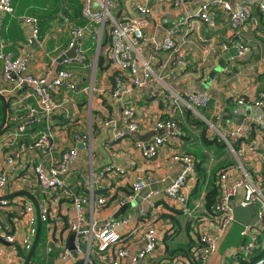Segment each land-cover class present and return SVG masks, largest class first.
<instances>
[{
	"label": "crops",
	"instance_id": "crops-1",
	"mask_svg": "<svg viewBox=\"0 0 264 264\" xmlns=\"http://www.w3.org/2000/svg\"><path fill=\"white\" fill-rule=\"evenodd\" d=\"M106 1L115 4L111 12L115 21L136 19L142 22L148 41L141 47L140 54L156 58L155 74L149 86L135 90L129 96L111 97L115 86V72L109 61L111 22L103 28L93 25L82 38L76 40L77 47L86 56L83 63H56L55 59L63 54L75 56L76 50L70 48L72 32L88 27L83 16L84 0H12L14 13L3 14L0 49L2 46L5 53L14 57L32 54L29 75L39 77L49 70L56 72L60 69H70L78 75L77 91L62 88L57 96L62 105L53 121L56 158L74 146V134H88L91 141L88 148L79 146V159L70 174L68 192H43L36 182L33 167L37 164L48 165L49 159L41 152L26 153L22 158L24 166L17 165L10 172L8 185L0 189V220L8 232H16L21 239L28 230L25 206L33 205L37 218L35 201L40 210L47 207L49 219L41 222L31 264H76L78 260L74 256L68 263L61 262L71 235L66 228L65 212L72 203V195L88 199L85 205L88 224L94 222L97 227L112 220L122 202L137 201L135 206L127 209L125 215L118 218H130L128 224L119 228L123 238L122 247L128 250L129 255L120 258L118 247L100 252L96 243V249L93 247L90 250L89 261L92 264H134L133 258L146 244L144 231L155 226L164 239L152 254L137 264H199L201 246L195 234L194 221L188 218L185 209H192L200 202L203 208L198 213L207 211L204 197L218 181L221 171L243 167L256 180L264 176V134L257 127L249 137L229 146L209 126L232 128L264 113V106L254 107V102L264 93V22L257 6L264 0H225L233 5L243 2L252 4L251 18L238 30L232 28L228 15L218 4L211 5L214 27L197 17L198 10L204 4L216 0H185L180 6L175 4V0H156L149 4L152 9L149 16L137 11L136 5L140 0H94V9L100 10V3ZM25 17H35L40 22L41 39L33 46L28 45L30 29L23 21ZM65 18L70 23H66ZM186 18L190 20L189 25L181 27L175 36L179 51L176 54L165 52L162 48L165 36ZM106 27L108 39L102 47ZM238 42L249 48L244 56L239 54ZM224 45L228 48L224 49ZM100 53L106 62L98 67ZM178 54H181L186 66L175 60ZM2 72L3 64L0 61V93L10 106L5 127L0 131V168L4 169L7 154L18 150L20 143L35 140L45 126L43 122L33 124L17 136L19 126L29 119L30 108L37 107L38 99L32 86L5 82ZM162 89L169 95L182 97L189 93H207L211 101L208 107L196 111L174 99L165 107L157 94ZM240 99L245 100L244 105L238 103ZM126 107L136 109L139 124L136 133H129L124 122L123 110ZM0 109L4 116L1 99ZM111 119H116L115 126L106 125ZM195 120L207 126V140L203 138L205 125H198ZM161 121L176 122L178 132L172 135L170 131L155 132V125ZM123 132L126 136L119 137ZM156 135H166L168 141L159 148L153 159H146L136 148V142H149ZM177 154H189L197 162L196 173L185 190L187 206L165 194L171 180L181 170V164L173 160ZM117 168L125 169V173L120 174ZM139 177L151 179V184L133 194V184ZM23 191L34 199L25 194L19 195ZM150 191L157 192L151 198V204L146 200ZM100 198L106 199L105 206L97 204ZM240 202L241 196H238L233 205ZM142 210L145 212L142 213ZM243 227L234 223L220 253L212 255L207 263H202L237 264L235 248L243 240ZM87 238L84 237L85 241ZM231 240L235 243L237 240V244L228 247ZM0 247L7 250L10 244L0 238ZM181 248L183 250H179ZM84 250L88 252L89 247ZM27 255L21 251L22 264ZM3 260L0 259V264Z\"/></svg>",
	"mask_w": 264,
	"mask_h": 264
},
{
	"label": "built area",
	"instance_id": "built-area-1",
	"mask_svg": "<svg viewBox=\"0 0 264 264\" xmlns=\"http://www.w3.org/2000/svg\"><path fill=\"white\" fill-rule=\"evenodd\" d=\"M156 0H140L136 5L137 11L145 16L152 14V9L149 6ZM94 0H84L83 16L88 23L87 28H77L72 32L71 49L76 50L73 58H69L66 54L55 59L57 64L70 65L73 62L83 63L86 56L81 49L77 47V39L83 37L86 30L93 25L103 28L108 22L112 23L110 32V51L109 59L112 68L115 72V86L111 91L112 98L132 95L135 90H141L149 86L155 74L154 65L156 63L155 56L143 57L140 54L141 47L148 41L144 33L142 22L136 19H123L115 21L112 11L115 4L106 1L101 2L100 10H95ZM185 0H175V4L180 6ZM212 4L220 5L228 15L231 26L234 30H238L247 22L251 16L250 3L231 4L225 0H216L211 4H204L197 12V17L210 27H214V12L211 10ZM258 9L262 14L264 22V2L257 4ZM13 14L14 8L12 0H0V27L3 22V14ZM23 21L30 29L28 45L33 46L40 42L41 27L40 22L35 17H25ZM70 23L68 18L64 20ZM190 23L189 19H184L175 26L163 40L162 48L165 52L177 53L178 45L175 36L179 33L181 27H186ZM240 56H244L249 52V48L241 42L236 43ZM228 46L224 45V49ZM32 54L26 53L21 57H14L12 54L5 53L3 47L0 49V61L3 64L2 78L5 82H15L18 86L28 84L34 88L38 102L37 107L30 108L28 120L22 121L18 128V135L23 134L28 126L35 123L43 122L45 130L32 142H22L18 150L7 154L4 169L0 168V189H4L9 183L10 172L17 165L24 166L22 163L23 156L28 152H41L49 159V164H37L33 167L36 182L43 192L69 190V177L74 170L79 159V146L88 148L91 141V136L88 134H74V146L66 151L61 152L60 158H56V136L54 130V115L61 107L57 96L62 88H67L72 92L77 91L78 75L70 70L60 69L56 72L47 71L43 76L35 77L28 74L31 64ZM179 64L186 66L181 54H178L175 59ZM165 107L169 106L174 99L175 102H180L187 108L195 110L206 108L209 106L211 97L207 93H189L185 97L180 95H169L165 89L157 92ZM240 105L245 104L244 99L238 101ZM264 106V93H262L257 101L254 102L255 108ZM123 119L127 125L129 133H136L139 129V124L136 120V109L134 107H126L123 110ZM117 124L116 119H111L106 122V125ZM216 134L229 146L239 140L249 137L257 127L264 134V113L259 114L252 120H245L241 124L232 128L223 129L220 125H210ZM179 126L174 121H161L155 125V132L170 131V134H176ZM126 133L119 134V137H125ZM166 135H156L151 141L136 142V148L146 159H153L161 146L168 141ZM1 152V150H0ZM173 160L181 164L179 174L171 180L165 190L168 198L186 205L188 203V195L186 188L190 178L196 173L197 162L195 158L189 154H177L173 156ZM111 170V168H110ZM120 174L125 173V169L117 168ZM151 184V179L139 177L133 184V194L148 188ZM218 185L220 188L219 196L213 207V213L204 211L203 214L198 213L203 208L202 203L198 202L190 209L186 208L187 216L194 221L195 234L198 237L201 246L199 258L203 263H207L211 256L218 251V242L225 239L229 234L231 227L235 222L233 217V201L238 196H241V205L244 208L252 207L254 209V218L248 226H244L241 232L242 242L235 248V253L243 254L246 257H252L261 248L264 249V237L260 239L264 231V177L256 180L248 170L243 167L238 169H226L219 173ZM155 191H150L146 200L151 204V198L156 194ZM206 196L204 197V201ZM3 203H7L3 201ZM88 199L78 195H72V203L65 212V220L68 225L69 233L76 234L77 253L80 256L86 257L90 254L93 241H97V246L100 252H106L111 248L118 247L117 254L120 258H125L129 255L128 250L122 247L123 238L119 232V228L128 224V219H112L104 222L99 227L93 222L88 224L86 217L85 205ZM106 199L100 198L97 200L99 206L106 205ZM125 202H122L123 205ZM25 220L28 226L27 233L21 239L18 238L16 232L7 231L2 221L0 220V238L10 244L9 249L0 247V259H4L1 264H22L21 251L29 253L33 247L35 238L38 232V218L35 213V208L31 204L25 206ZM145 211L142 210V213ZM49 219V210L47 207L41 210V222H47ZM86 239L89 251L83 250L81 238ZM143 238L146 242L145 247L141 252L133 258V263L137 264L141 260L152 254L157 246L163 241L164 236L155 226L148 227L144 231ZM243 241V240H242ZM73 257L69 249H65L61 256V262L68 263ZM225 264H230L226 262ZM255 264H264V254Z\"/></svg>",
	"mask_w": 264,
	"mask_h": 264
},
{
	"label": "water",
	"instance_id": "water-1",
	"mask_svg": "<svg viewBox=\"0 0 264 264\" xmlns=\"http://www.w3.org/2000/svg\"><path fill=\"white\" fill-rule=\"evenodd\" d=\"M69 57H74V55H71L70 53L67 54ZM0 99L3 102V106H4V116H3V122L0 125V131H2L5 127L6 124V120L8 117V104L4 98V96L0 93ZM28 195L31 198H33L28 192L23 191L20 192L19 195ZM12 196H7V198H11ZM34 199V198H33ZM35 201V200H34ZM35 205H36V209H37V213H38V220H39V226H38V232H37V236L35 238L34 244L32 249L30 250V252L28 253L25 263L24 264H31V260L34 254V251L37 247L38 244V240H39V234H40V226H41V210H40V206L38 204V202L35 201ZM134 203L129 201V202H125L123 205H121V208L119 209V211L117 212V214L113 217V219H118L121 215H125L126 211L128 208L133 207ZM233 217L236 223L242 225V226H248L249 223L253 220L254 218V209L252 207H247L244 208L241 205H236L233 207ZM76 241V234L72 233L69 237V244H68V249L72 252L73 256L75 259H77L78 261L76 262V264H92L89 261V256L90 254H88L86 257L80 258L79 254L77 253V247L75 244ZM245 243V240L243 239L242 244ZM80 258V259H79Z\"/></svg>",
	"mask_w": 264,
	"mask_h": 264
},
{
	"label": "trees",
	"instance_id": "trees-1",
	"mask_svg": "<svg viewBox=\"0 0 264 264\" xmlns=\"http://www.w3.org/2000/svg\"><path fill=\"white\" fill-rule=\"evenodd\" d=\"M107 39H108V36H107V27L105 29V32H104V38H103V41H102V44L101 46L104 47L105 44L107 43ZM110 61V60H109ZM106 62V59L103 57V54L100 53V55L98 56V60H97V66L98 67H101L103 66V64ZM65 70H70V69H65ZM8 111H10V106L8 105ZM189 115H191V112H189ZM197 122L198 125H205L202 121L200 120H195ZM35 125H38V123H35L33 126ZM32 126V125H31ZM207 126L205 125V128H204V134H203V138L205 140H207L206 138V131H207ZM21 144V143H20ZM264 177V176H263ZM220 193V188H219V185H218V181H216V184L209 190V192L207 193L206 195V210L209 212V213H213V207L216 203V200L218 198V195ZM113 199H115V197H113ZM112 200V199H111ZM171 219H173L171 217ZM175 221V220H174ZM43 223V222H42ZM176 223V221H175ZM66 228H68V225L66 223ZM263 237H264V231L262 233V236H261V239L263 240ZM239 244V243H238ZM179 250H183V248L179 249ZM263 254H264V249L261 248L259 251H257V253L252 256V257H246L244 256L243 254H237L236 255V260H237V264H255L259 259H261L263 257ZM199 264H203L202 261L199 262Z\"/></svg>",
	"mask_w": 264,
	"mask_h": 264
},
{
	"label": "rangeland",
	"instance_id": "rangeland-1",
	"mask_svg": "<svg viewBox=\"0 0 264 264\" xmlns=\"http://www.w3.org/2000/svg\"><path fill=\"white\" fill-rule=\"evenodd\" d=\"M2 116H3V112L1 111V109H0V119H2ZM210 126V125H209ZM211 127V126H210ZM137 204V201L134 203V206ZM189 218V217H188ZM236 224H238V223H236ZM227 238H228V235L225 237V239H223L222 241H220V242H218V251L216 252V253H214L213 255H216V254H219L220 253V249H221V246H222V244L224 243V242H226V240H227ZM237 240H238V238H237ZM237 240H236V243L233 241V240H231L229 243H228V247H232V246H234V245H236L237 244ZM97 243V241L96 240H94L93 241V244H92V248L93 249H96V247H95V245L94 244H96ZM81 245H82V248H83V250L84 249H87V242L85 241V239L82 237L81 238ZM35 259V258H34Z\"/></svg>",
	"mask_w": 264,
	"mask_h": 264
}]
</instances>
